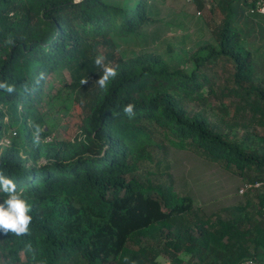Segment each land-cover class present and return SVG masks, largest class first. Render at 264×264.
I'll return each mask as SVG.
<instances>
[{
    "label": "trees",
    "instance_id": "16d2710c",
    "mask_svg": "<svg viewBox=\"0 0 264 264\" xmlns=\"http://www.w3.org/2000/svg\"><path fill=\"white\" fill-rule=\"evenodd\" d=\"M258 1L219 0L213 41L186 72L153 53L121 55L115 38L152 20L149 0H0V85L14 89L0 87V172L32 216L26 235L0 231V264H264V187L217 213L159 181L163 161L149 154L169 143L246 182L264 178V139L227 121L246 113L264 125V56L247 46L264 43ZM98 55L118 73L105 89ZM61 71L82 115L75 145L46 140L41 106Z\"/></svg>",
    "mask_w": 264,
    "mask_h": 264
},
{
    "label": "rangeland",
    "instance_id": "374dc122",
    "mask_svg": "<svg viewBox=\"0 0 264 264\" xmlns=\"http://www.w3.org/2000/svg\"><path fill=\"white\" fill-rule=\"evenodd\" d=\"M218 2L219 0H149L152 20L136 35L115 38L121 55L131 58L142 53H153L160 56L171 69L191 71L192 56L213 41L212 31L217 18L212 13V8ZM198 3L204 5L202 9ZM247 46L256 56H264V43L261 41H253ZM2 50L0 46V51ZM70 83L71 78L66 71L58 72L48 82V85H53V90L50 91L52 97L41 106L44 126L51 133L46 139L48 142L53 139L57 144L75 145L83 137L79 127L82 115L75 103ZM209 112L217 111L213 107ZM227 118L239 137L248 134L252 142L264 139V125L250 115L232 113ZM15 130L9 129L8 135H13ZM166 145L149 150L154 160L163 161L159 166L160 175L155 173L153 162L148 165V170L154 172L159 181L173 186L179 193L191 196L197 205L223 214V210L234 212V209L245 204L248 199L258 201L257 190L247 189L240 193L248 182L219 164L205 161L190 150L178 149L169 143ZM45 161L46 157L43 155L38 164ZM249 211L253 220L260 219L253 208H249ZM158 261L162 264L169 262L162 256L158 257Z\"/></svg>",
    "mask_w": 264,
    "mask_h": 264
},
{
    "label": "clouds",
    "instance_id": "9594fccd",
    "mask_svg": "<svg viewBox=\"0 0 264 264\" xmlns=\"http://www.w3.org/2000/svg\"><path fill=\"white\" fill-rule=\"evenodd\" d=\"M95 64L103 71V75L99 77L97 83L102 89H105L110 79H114L117 76V70L111 66V62L105 63L103 55H98L95 58ZM0 87L6 88L9 93L14 90L7 85H0ZM134 107L133 104H128L124 108L125 114L130 118L135 115ZM0 191L5 193L7 197L3 200V203H0V231L4 234L11 232L17 236L28 234L32 216L29 215L31 207L24 189H18L12 178L0 172Z\"/></svg>",
    "mask_w": 264,
    "mask_h": 264
},
{
    "label": "built area",
    "instance_id": "2783aa9c",
    "mask_svg": "<svg viewBox=\"0 0 264 264\" xmlns=\"http://www.w3.org/2000/svg\"><path fill=\"white\" fill-rule=\"evenodd\" d=\"M255 10L258 13L264 14V0H260L256 3ZM264 187V178L259 181H255L253 183H247L244 189L240 190V193H244L247 189H260ZM239 264H259L256 260L253 259H246L241 261Z\"/></svg>",
    "mask_w": 264,
    "mask_h": 264
}]
</instances>
